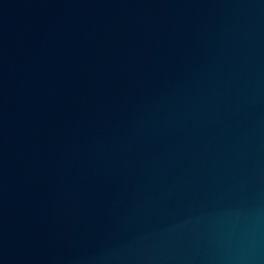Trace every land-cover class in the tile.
<instances>
[{
  "label": "water",
  "instance_id": "water-1",
  "mask_svg": "<svg viewBox=\"0 0 264 264\" xmlns=\"http://www.w3.org/2000/svg\"><path fill=\"white\" fill-rule=\"evenodd\" d=\"M0 264H264V0H0Z\"/></svg>",
  "mask_w": 264,
  "mask_h": 264
}]
</instances>
